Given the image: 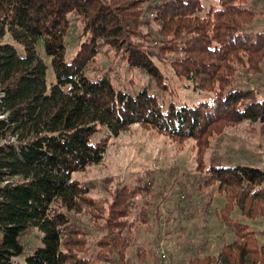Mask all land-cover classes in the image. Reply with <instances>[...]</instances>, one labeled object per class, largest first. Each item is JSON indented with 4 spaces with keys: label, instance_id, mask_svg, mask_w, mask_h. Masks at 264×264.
Here are the masks:
<instances>
[{
    "label": "trees",
    "instance_id": "16d2710c",
    "mask_svg": "<svg viewBox=\"0 0 264 264\" xmlns=\"http://www.w3.org/2000/svg\"><path fill=\"white\" fill-rule=\"evenodd\" d=\"M148 1L143 10L139 4ZM254 1L216 0L203 10L200 0H0V114L6 115L0 119V264L90 262L75 254L83 239L71 212L94 201L72 174L100 162L109 140L130 125L198 139L221 120L264 123V82L253 87L230 81L242 53L257 54V65H248L263 71L258 66L264 67V8ZM141 13L159 22V38L138 29L147 24L139 23ZM74 20L81 23V37L68 53ZM102 43L125 67L146 73L160 92L166 85L151 56L184 53L177 57V74L199 88L216 85L215 95L174 105L149 84L116 87L104 72H87ZM207 171L226 190L243 188L247 198L264 202L259 168L220 163ZM117 204L109 208L99 245L121 255L122 231L131 239L135 225L121 230L128 208ZM239 226L234 232L242 236ZM30 232L36 233L35 243L26 239Z\"/></svg>",
    "mask_w": 264,
    "mask_h": 264
},
{
    "label": "rangeland",
    "instance_id": "374dc122",
    "mask_svg": "<svg viewBox=\"0 0 264 264\" xmlns=\"http://www.w3.org/2000/svg\"><path fill=\"white\" fill-rule=\"evenodd\" d=\"M200 1L203 10L217 5L216 0ZM147 3L139 5L148 10ZM254 3L257 9L264 8V1ZM144 14L139 23L147 24L138 29L152 40L159 38V22ZM80 35L81 23L74 20L66 37L68 53L77 47ZM97 51L88 63V74L104 72L116 87L136 90L149 84L160 99L174 105L191 106L211 101L215 95L216 85L199 88L177 74V57L184 53L151 56L166 85L160 92L146 73L125 67L105 43ZM242 55L244 58L238 56L239 66L233 64L231 85L253 83L255 87L264 82V67L258 66L263 71L255 73L252 64L248 65L249 61L257 65L259 56L252 52L249 58ZM220 163L250 165L264 172V123L221 120L198 139L169 136L138 123L130 125L109 140L100 162L72 174L85 187L86 197L94 201L82 204L77 214L71 212L83 239L75 254L90 261L87 264H191L194 257L201 264H264V202L247 198L243 188L226 190L208 177L207 168ZM139 189L142 191L136 195ZM116 203L128 208L121 230L135 225L131 239L122 231L121 255L109 247L103 252L99 245L106 233L109 208ZM236 223L242 236L234 232ZM35 235L30 232L26 239L35 243Z\"/></svg>",
    "mask_w": 264,
    "mask_h": 264
},
{
    "label": "built area",
    "instance_id": "2783aa9c",
    "mask_svg": "<svg viewBox=\"0 0 264 264\" xmlns=\"http://www.w3.org/2000/svg\"><path fill=\"white\" fill-rule=\"evenodd\" d=\"M2 97V92L0 91V98ZM6 117L5 114H0V119H4ZM11 139V140H10ZM10 141L14 140L15 137H10ZM7 140V139H6ZM6 140H2L1 142H5Z\"/></svg>",
    "mask_w": 264,
    "mask_h": 264
}]
</instances>
